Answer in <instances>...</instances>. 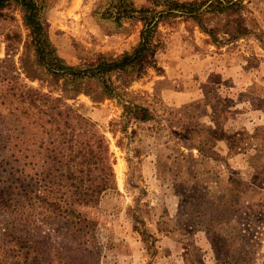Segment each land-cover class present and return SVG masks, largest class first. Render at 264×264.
<instances>
[{"label":"rangeland","instance_id":"1","mask_svg":"<svg viewBox=\"0 0 264 264\" xmlns=\"http://www.w3.org/2000/svg\"><path fill=\"white\" fill-rule=\"evenodd\" d=\"M117 1L46 0L42 18L57 55L77 66L132 51L141 15L117 21ZM178 1L203 6L201 21L217 41L193 19L160 25L155 63L145 62L127 88L151 120L122 131L117 100L95 104L81 95L74 103L97 123L116 160L117 190L83 210L98 223L97 261L264 264V0H233L241 3L225 12H212V1ZM132 4L155 9L152 0ZM237 25L244 32L232 36ZM27 32L18 8L8 7L0 18V72L21 73ZM10 214L0 210V264H48L57 256L45 251V233L42 262L13 253L4 236ZM53 239L70 260L92 263L83 248Z\"/></svg>","mask_w":264,"mask_h":264},{"label":"trees","instance_id":"2","mask_svg":"<svg viewBox=\"0 0 264 264\" xmlns=\"http://www.w3.org/2000/svg\"><path fill=\"white\" fill-rule=\"evenodd\" d=\"M152 1L155 9L137 10L132 0H118L114 6L117 21L141 15L140 42L132 51L72 66L57 55L50 42L42 18L46 0H0V18L8 7L16 6L28 31L19 60L21 73L0 72V210L11 213L4 236L13 253L42 262L39 236L45 233L49 241L45 251H57L59 264H80L56 247L54 233L83 248L91 264H98V223L83 210L98 206L105 194L117 190L116 160L97 123L74 103L81 95L95 104L117 100L123 111L119 125L126 131L132 121L152 119L148 107L128 100L127 88L145 62L155 63L160 25L171 23V17L193 19L217 41L215 29L201 21L203 6ZM209 2L212 12L230 11L241 3L207 0L204 4ZM235 29L232 36L244 32L241 25ZM55 257H49L48 264L56 263Z\"/></svg>","mask_w":264,"mask_h":264}]
</instances>
